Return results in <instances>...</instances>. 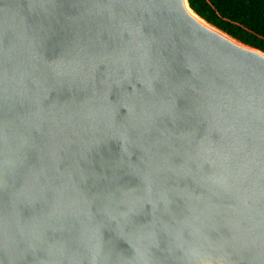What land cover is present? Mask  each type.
Masks as SVG:
<instances>
[{
    "label": "water",
    "instance_id": "obj_1",
    "mask_svg": "<svg viewBox=\"0 0 264 264\" xmlns=\"http://www.w3.org/2000/svg\"><path fill=\"white\" fill-rule=\"evenodd\" d=\"M0 264H264V52L189 0H0Z\"/></svg>",
    "mask_w": 264,
    "mask_h": 264
},
{
    "label": "trees",
    "instance_id": "obj_2",
    "mask_svg": "<svg viewBox=\"0 0 264 264\" xmlns=\"http://www.w3.org/2000/svg\"><path fill=\"white\" fill-rule=\"evenodd\" d=\"M209 24L264 52V0H189Z\"/></svg>",
    "mask_w": 264,
    "mask_h": 264
}]
</instances>
